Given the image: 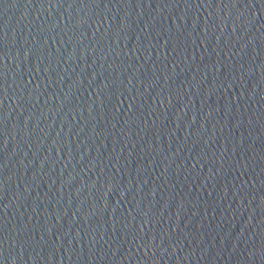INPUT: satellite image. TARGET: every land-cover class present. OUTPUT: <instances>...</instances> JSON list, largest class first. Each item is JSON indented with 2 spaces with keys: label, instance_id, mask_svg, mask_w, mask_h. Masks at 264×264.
I'll list each match as a JSON object with an SVG mask.
<instances>
[{
  "label": "water",
  "instance_id": "obj_1",
  "mask_svg": "<svg viewBox=\"0 0 264 264\" xmlns=\"http://www.w3.org/2000/svg\"><path fill=\"white\" fill-rule=\"evenodd\" d=\"M0 264H264V0H0Z\"/></svg>",
  "mask_w": 264,
  "mask_h": 264
}]
</instances>
